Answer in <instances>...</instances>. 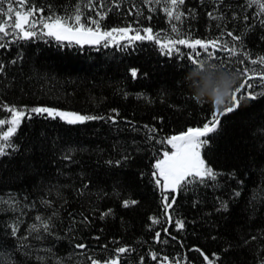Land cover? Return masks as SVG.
Returning <instances> with one entry per match:
<instances>
[{"label":"trees","instance_id":"16d2710c","mask_svg":"<svg viewBox=\"0 0 264 264\" xmlns=\"http://www.w3.org/2000/svg\"><path fill=\"white\" fill-rule=\"evenodd\" d=\"M32 2L45 16H64L72 14L79 0ZM92 2L96 9L103 4L102 11L108 14L102 24L108 30L151 26L162 40L165 35L175 36L163 0L152 5L144 0ZM216 8L225 15L224 21L209 18ZM96 9L84 8V15L96 18ZM181 10L183 22L172 21L181 38L209 40L223 32L222 40L231 46L226 33L232 31L243 34L242 51L250 52L252 59L264 55V26L259 22L264 16L256 18L257 7L247 8L245 0H223L220 5L212 0H185ZM233 14L238 18L233 19ZM176 47L179 52L169 56L150 40L105 47L103 42L78 45L41 36L0 48V63L5 65L0 73V105L54 107L104 117L114 115L113 109L119 112L116 124L101 119L69 124L47 114L22 120L12 138L17 150L8 149V155L0 156V198L19 205L15 211L8 210V204L0 205L5 209L0 211V251L13 252L15 264H91L90 257L115 258L121 247L130 251L120 254L119 264H141L142 258L143 264H164V258L169 264H208L205 256L209 260L218 256L216 264L264 260V197L253 198L264 190V94L241 100L234 111L220 117L218 129L203 138L208 143L201 149L202 158L218 173L216 181H206L208 186L188 185L178 192L162 191L156 183L154 165L169 148L166 139L203 126L214 111L212 105L198 103L188 87L202 86L203 73L191 77L188 84L184 79L194 66L188 58L193 50ZM196 51L201 60L215 65L223 59L230 67H252L247 61L235 64L242 55L229 60L226 52L218 51L217 58L209 60L199 46ZM133 69L136 79L131 76ZM253 91L264 93V88ZM244 94L247 97V91ZM4 117L10 118V113L0 108V118ZM3 127L7 130L8 125ZM166 196L168 203L176 198L167 212ZM125 200L137 203L124 207ZM222 203L227 204L226 210ZM108 210L111 214L101 218ZM37 216L51 218V234L41 229L42 240L34 239L37 233L28 235L29 227L39 224ZM153 218L161 223L154 224ZM17 219L19 231L13 236ZM177 220L184 221L183 229L177 228ZM77 244L87 247L82 250ZM20 245L31 246L30 255Z\"/></svg>","mask_w":264,"mask_h":264},{"label":"snow or ice","instance_id":"6c2138e0","mask_svg":"<svg viewBox=\"0 0 264 264\" xmlns=\"http://www.w3.org/2000/svg\"><path fill=\"white\" fill-rule=\"evenodd\" d=\"M213 3L220 5L223 0H212ZM145 4H161V0H144ZM185 0H163V8L166 15L169 18V23L171 24V32L175 36L165 35L163 40L161 39V33H153L151 26L134 29L131 25L124 27H114L108 30L107 25L102 24V21L106 19L107 12L102 11L103 4L101 3L100 9H96V5L92 0H79L74 9H72V14L67 13L64 16L52 13L45 16L43 14L44 10L35 6L32 0H0V48H6L11 43H15L19 40H31L41 36L53 37L58 42H68L75 43L78 45L92 44L100 45L102 42L104 46L107 47L110 44H115L118 47H127L129 44L140 40H150L154 41L160 45L162 54L173 55V53H178L179 49L176 45H185L193 50L194 54L189 55V59L193 65H203L205 60H201L199 57L200 52L196 51L197 46L204 50L208 54L209 60L216 59L215 53L218 51H224L228 54V59L231 60L232 57H237L242 55L243 59L235 61V64H245V61L250 63L252 67L245 66L240 67H230L227 62L223 59L220 61V65L213 64V67H219L230 73H234L238 80L241 81L231 93V102L225 106L223 109H218L214 107L212 118L207 120L203 127L188 128L187 131L181 132L179 135H172L166 139V144L171 146L172 151H164L163 159H157L155 162L156 172L153 173L157 177L156 183L161 186L163 190H170L171 192L183 191L188 185L204 184L208 186L206 181H216L218 173H216L209 165L206 164L205 159L201 156V149L204 145L208 143L207 139H202L208 136L209 133L215 132L220 124V117L234 111L240 104L241 100L245 98L255 99L258 95L264 93L254 92L257 86L264 88V55L258 56L255 59L251 58V53L248 51H242L244 49V44L242 40L243 34L240 36L234 35L232 31H228L227 36L231 37L230 42L223 41L221 36L205 40V39H194L191 35L186 38H181V30L177 24L172 23L176 21L182 23V17H184V12L181 10V6L184 5ZM247 8L257 7V12L255 17L259 18L264 16V0H245ZM84 8L89 10H95V17H86L84 15ZM154 8H150V11H154ZM246 10V9H245ZM39 13V15H37ZM129 14H132L131 12ZM210 19L224 21L226 19L223 13H220L219 8L214 9V11L208 13ZM236 14H233V19H237ZM244 20L247 21L249 17L245 15ZM151 19V17H149ZM260 24L264 26V19L259 20ZM219 26V25H218ZM130 33H134L130 35ZM143 33V34H142ZM10 37L11 39H6ZM127 41L128 44L122 45L121 41ZM239 42V44L235 43ZM209 48L212 49L209 52ZM16 63V61H12ZM260 65L259 68L255 67ZM5 71V65L0 63V73ZM131 76L136 79L138 78V73L136 69L131 70ZM259 81V85L257 84ZM245 91H247V97L245 96ZM239 97V98H238ZM0 108L8 111L10 113L9 117L0 118V156L8 155V149L13 151L17 150V146L13 142V136L17 133V130L23 119H31L32 114H47L48 117L53 119L59 117L61 120H65L69 124L84 123L90 120H110L113 124L117 123V117L119 112L113 109L114 115L104 117V116H93V115H80L77 112H65L60 111L54 107H32V108H18L16 106L0 105ZM131 123V122H129ZM4 125H8L7 130H4ZM150 132H156V129L149 128ZM149 139H154V137H149ZM164 144V140L158 141ZM70 158V157H66ZM127 159V157H125ZM111 163V161H109ZM121 161H116L119 165ZM162 181V185H161ZM85 188L88 186L85 185ZM240 193L237 192L236 195ZM264 197V190H258L254 194V199ZM169 197H164L165 210L172 208L175 203L176 198L171 197V203H168ZM137 203L135 200H125L123 202L124 207H129ZM8 204V210L15 211L19 206L18 203L9 199L5 201L0 198V205ZM222 208L227 209V204L222 203ZM5 209L0 207V211ZM220 209H218L219 211ZM111 210L102 213L101 218L110 215ZM55 215V213H54ZM173 214H169V221H171ZM84 221L86 222L88 218L85 216ZM36 220L39 224L34 223L28 229V235L32 233H37L34 237L36 240H42L44 237L40 235L41 229L44 232L51 234V218L44 220L42 217L37 216ZM155 223H161V221L153 218L152 221ZM176 226L178 229L184 228V221L177 220ZM19 231V220L14 221L12 225V235L16 236ZM166 231V230H165ZM160 233H157V240H159ZM25 236L21 239H27ZM99 239V237H97ZM175 239V237H174ZM256 239V237H252ZM248 243V241H245ZM19 247L28 248L29 251L25 252V255H30L31 246L20 245ZM77 248L85 249L87 246L84 244H77ZM45 251L50 252L51 249H46ZM130 251L125 247H121L117 250V256L115 258L109 259L107 261H99L94 257H90L91 264H119L121 255ZM199 251V249H197ZM203 254V253H202ZM152 259L157 260V254L152 253ZM37 260L43 261V256H37ZM219 259L218 256L213 260H209L205 256V260L208 264H216ZM0 264H15L14 253L3 250L0 251ZM141 264H143V258L141 259ZM164 264H169L167 258H164ZM171 264H178L176 261H172ZM264 264V260L261 261Z\"/></svg>","mask_w":264,"mask_h":264},{"label":"clouds","instance_id":"9594fccd","mask_svg":"<svg viewBox=\"0 0 264 264\" xmlns=\"http://www.w3.org/2000/svg\"><path fill=\"white\" fill-rule=\"evenodd\" d=\"M201 76L202 86L194 87L188 84V80L193 76ZM193 98L198 102L208 103L218 109H223L231 102V93L234 90L238 77L221 68L213 67L209 61L203 65H194L184 77Z\"/></svg>","mask_w":264,"mask_h":264},{"label":"rangeland","instance_id":"374dc122","mask_svg":"<svg viewBox=\"0 0 264 264\" xmlns=\"http://www.w3.org/2000/svg\"><path fill=\"white\" fill-rule=\"evenodd\" d=\"M60 111H65V112H71V111H67V110H60ZM200 127H203V126H200ZM191 128H195V127H191ZM185 131H187V130H185ZM184 132V131H183ZM181 133V132H180ZM180 133H177V134H172V135H179ZM171 135V136H172ZM203 139V138H202ZM164 151H169V152H171L172 151V149H171V146L169 145V148L168 149H165ZM163 151V152H164ZM201 156H202V154H201ZM159 159H163V153H162V156L159 158ZM161 185H162V181H161Z\"/></svg>","mask_w":264,"mask_h":264},{"label":"water","instance_id":"95a60500","mask_svg":"<svg viewBox=\"0 0 264 264\" xmlns=\"http://www.w3.org/2000/svg\"><path fill=\"white\" fill-rule=\"evenodd\" d=\"M84 45H92V44H84ZM92 46H98V45H92Z\"/></svg>","mask_w":264,"mask_h":264}]
</instances>
